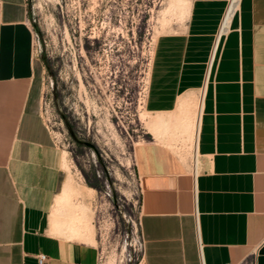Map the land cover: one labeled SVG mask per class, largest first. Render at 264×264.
Wrapping results in <instances>:
<instances>
[{
    "label": "crops",
    "instance_id": "obj_1",
    "mask_svg": "<svg viewBox=\"0 0 264 264\" xmlns=\"http://www.w3.org/2000/svg\"><path fill=\"white\" fill-rule=\"evenodd\" d=\"M185 1L155 39L144 108L200 96L198 166L158 142L135 148L143 264H264V0H240L211 63L226 0ZM28 5L0 0V264H96L94 245L50 231L64 169L39 112Z\"/></svg>",
    "mask_w": 264,
    "mask_h": 264
},
{
    "label": "rangeland",
    "instance_id": "obj_2",
    "mask_svg": "<svg viewBox=\"0 0 264 264\" xmlns=\"http://www.w3.org/2000/svg\"><path fill=\"white\" fill-rule=\"evenodd\" d=\"M166 2L176 0H29L32 26L38 28L33 27L41 66L39 112L66 153L62 182L73 186L72 196L52 213L68 223L86 208L96 264H143L138 144L158 142L191 168L196 158L198 166L193 130L199 97L170 111L175 121L167 127L150 125L159 114L144 108L155 39L186 7L163 21ZM185 114L194 117L183 122Z\"/></svg>",
    "mask_w": 264,
    "mask_h": 264
},
{
    "label": "bare ground",
    "instance_id": "obj_3",
    "mask_svg": "<svg viewBox=\"0 0 264 264\" xmlns=\"http://www.w3.org/2000/svg\"><path fill=\"white\" fill-rule=\"evenodd\" d=\"M168 1V0H167ZM38 2V1H37ZM236 3H237V0H233V3H232V6H231V10L233 9V7L236 5ZM186 2H185V0H176V2H174V3H169L168 5H167V2H166V10L163 12V16L161 17V20H165V18L167 17V14H169V15H173V14H175V11L176 10H178V11H180L179 9H182L183 7H185L186 5ZM37 5V4H36ZM40 5V4H39ZM177 11V12H178ZM176 12V13H177ZM181 12H183L182 10H181ZM166 13V14H165ZM179 14H180V12H178ZM229 18H230V13H229V11H227L226 13H225V15H224V18H223V20H222V25L223 26H225L227 23H228V21H229ZM187 95V94H186ZM185 95V96H186ZM183 98H184V96H183ZM192 98H196V97H190V96H187V97H185L184 99H182L181 101H180V104H184L185 102H187V101H191L192 100ZM199 99H200V96H199ZM197 100H198V98H197ZM197 103V102H196ZM193 105V104H192ZM194 106V105H193ZM199 107H200V104H199V100H198V103H197V113L195 114L196 115V120L198 119V115H199V112H198V110H199ZM183 109V108H182ZM193 111V110H192ZM174 115L171 113V112H166V113H164V114H159L158 116H154V117H151L149 120H148V123L150 124V125H152V126H154L155 125V127L156 126H165V127H167V126H169L168 124H170V122H173V121H175V120H173L174 119V117H173ZM184 116H186V118H187V114H185ZM189 116H191L192 117V115H189ZM188 116V118L189 119H191V117H189ZM179 117V116H178ZM194 117V116H193ZM193 117H192V119H193ZM147 118V117H146ZM186 118H184L183 119V122H185L186 120H189L188 118L186 119ZM195 120V119H194ZM191 122V121H190ZM189 122V123H190ZM188 123V124H189ZM173 124H174V122H173ZM179 126V125H178ZM176 127V126H175ZM175 127H174V129H175ZM150 128V127H149ZM193 130V129H192ZM157 132V129H155V128H151L150 129V131H149V133L150 134H152V135H154L155 133ZM176 132V131H175ZM191 132V131H190ZM193 135H194V148H195V144H196V133H197V128L195 127V131L193 130ZM173 133H174V130H173ZM171 135H173V134H171ZM157 136H159V135H157ZM174 138H175V136H173ZM154 138V137H153ZM159 140H160V138H159ZM161 141V140H160ZM174 141V140H173ZM175 141H176V139H175ZM174 145V144H173ZM171 148V147H170ZM63 153V152H62ZM195 156V155H194ZM62 161H61V168H63V169H68V163H67V157H66V153H64V154H62V159H61ZM65 173V172H64ZM66 176V175H65ZM67 179V178H66ZM65 179V180H66ZM67 181V180H66ZM65 182V181H64ZM70 182V181H69ZM66 183H68V181L66 182ZM62 184H63V186H61L62 187V189H60V192L56 195V197H55V199H54V202H53V208H54V210H58L61 206H62V204H63V202H65V201H67V199H69L71 196H72V194H73V191H72V187L70 186L71 185V182H70V185H67L66 184V186H64V183L62 182ZM75 189V188H74ZM72 199V198H71ZM84 199V198H83ZM78 201V200H77ZM80 201V200H79ZM84 201V200H83ZM86 204V203H85ZM84 204V205H85ZM70 206H74V205H70ZM87 206V205H86ZM85 206V207H86ZM75 207V206H74ZM79 207V206H78ZM88 207V206H87ZM90 207V206H89ZM80 208V207H79ZM81 208H82V206H81ZM80 208V209H81ZM77 209V208H76ZM73 211H75V210H73ZM91 211V210H90ZM77 212V211H76ZM93 212V211H92ZM78 213V212H77ZM80 213V215L79 214H77V216H75V215H72V216H70V218H69V220H68V223H64L63 221H62V219L60 218V217H58L57 216V214H55V213H52V216H51V219H50V231L51 232H53V233H56V232H58L59 230H61L63 227H65L67 230H68V236H69V238H72V239H77V240H80V241H84V242H94L95 241V238H94V230L92 229V227H90L89 226V224H87L86 223V215H87V212H86V208H82V210H81V212H79ZM76 214V213H75ZM79 215V216H78ZM90 215V214H89ZM87 216V218H89L90 216ZM92 219V218H91ZM85 221V222H84ZM64 224V225H63ZM96 242V241H95Z\"/></svg>",
    "mask_w": 264,
    "mask_h": 264
},
{
    "label": "built area",
    "instance_id": "obj_4",
    "mask_svg": "<svg viewBox=\"0 0 264 264\" xmlns=\"http://www.w3.org/2000/svg\"><path fill=\"white\" fill-rule=\"evenodd\" d=\"M239 2H240V0H237L236 5L231 10L233 0H226L224 10L222 12L219 24H218L217 29H216L215 34H214V40H213V45H212V50H211V55H210V63L213 60V57H214L215 52H216V50L220 44V41L222 40V38L227 34V32L230 29L232 18L234 17V15L236 14V12L239 9ZM227 11H229V13H230V18H229L228 23L225 26H223L222 20H223L224 15ZM142 245H143V243H142ZM36 259H37L38 264H43L46 261L47 256L44 253H39L36 256Z\"/></svg>",
    "mask_w": 264,
    "mask_h": 264
},
{
    "label": "trees",
    "instance_id": "obj_5",
    "mask_svg": "<svg viewBox=\"0 0 264 264\" xmlns=\"http://www.w3.org/2000/svg\"><path fill=\"white\" fill-rule=\"evenodd\" d=\"M34 29L36 30V32H38V28H37V26H36V24H34ZM43 57V56H42Z\"/></svg>",
    "mask_w": 264,
    "mask_h": 264
}]
</instances>
